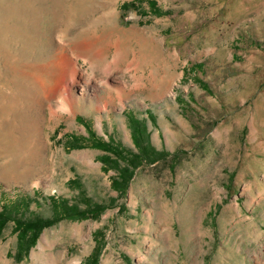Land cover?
<instances>
[{"label": "rangeland", "instance_id": "374dc122", "mask_svg": "<svg viewBox=\"0 0 264 264\" xmlns=\"http://www.w3.org/2000/svg\"><path fill=\"white\" fill-rule=\"evenodd\" d=\"M130 1L0 0V210L106 206L27 251L9 222L0 264H85L98 245V264H264V0ZM129 114L156 154L121 193L91 141L137 152Z\"/></svg>", "mask_w": 264, "mask_h": 264}, {"label": "trees", "instance_id": "16d2710c", "mask_svg": "<svg viewBox=\"0 0 264 264\" xmlns=\"http://www.w3.org/2000/svg\"><path fill=\"white\" fill-rule=\"evenodd\" d=\"M143 0H134L125 2L121 5L122 9H127L130 6H136ZM151 13H161L160 7L157 2L151 1ZM146 15V13H145ZM197 68L200 64L195 65ZM129 119V127L132 133L133 142L138 149L134 152L122 145L109 139L108 141L103 138H95L91 141V146L104 151L99 156L106 171L114 170L115 175L112 176V187L118 192L123 193L128 186V181L132 176L133 170L141 165L144 157L150 155L154 149H151L149 143L150 131L148 125L142 119L134 117L132 114L127 115ZM91 132L89 137H91ZM75 143H79L77 138H73ZM78 145V144H76ZM75 145V146H76ZM81 145V144H80ZM79 145V146H80ZM82 145H86L83 143ZM150 146V147H149ZM156 154V153H155ZM144 155V156H143ZM71 183H76L81 186L76 179L70 180ZM25 200L15 201L14 203H3L0 210V237L2 236L7 224L11 221L14 222V231L18 232V237L21 241V249L29 250L34 246L42 233L43 229L50 226L61 219L67 218L72 220H83L87 218H98L99 215L106 209L103 204L88 203L87 207L81 208L78 204L70 203L69 200L53 198V206L56 209L51 218H42L41 216L28 217L23 213L25 208L28 207ZM28 212V210L26 211ZM96 239V237H95ZM101 248L100 245L96 246L93 253L88 256L85 264H98Z\"/></svg>", "mask_w": 264, "mask_h": 264}, {"label": "bare ground", "instance_id": "6f19581e", "mask_svg": "<svg viewBox=\"0 0 264 264\" xmlns=\"http://www.w3.org/2000/svg\"><path fill=\"white\" fill-rule=\"evenodd\" d=\"M34 91H35V89H34ZM29 103H30V102H29ZM29 106H30V105H29ZM30 107H31V106H30ZM28 115H29V114H28ZM30 119H31V118L29 117V119H27V120L29 121ZM32 120H35V119H31V120H30V122H29L30 125H28V124L26 125V124H25V128H26L27 126H28V127L30 126L29 128H31V126H34V125L36 124L35 121H32ZM36 122H37V121H36ZM26 129H27V128H26Z\"/></svg>", "mask_w": 264, "mask_h": 264}]
</instances>
